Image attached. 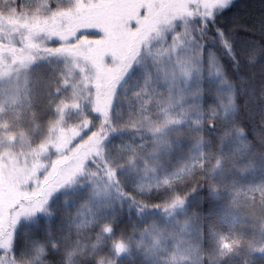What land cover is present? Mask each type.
I'll return each instance as SVG.
<instances>
[{"label":"trees","instance_id":"16d2710c","mask_svg":"<svg viewBox=\"0 0 264 264\" xmlns=\"http://www.w3.org/2000/svg\"><path fill=\"white\" fill-rule=\"evenodd\" d=\"M101 1L81 0L78 5L89 11V6L95 7ZM73 3L74 0H56L52 7L69 8ZM34 10H39L37 16L40 18L49 16L45 0L0 1V17L7 16L5 13L8 16L11 15L9 16L11 18L30 16ZM78 12L79 10L75 8L70 12L63 13L56 19L76 15ZM213 12L214 19L202 18L198 13L187 19L184 25L188 28V34L195 38L192 42L196 48L198 43H203L207 46V49H212L219 57L224 73L230 81L232 92L234 91L238 110L234 114L229 113L228 117L224 119L216 116L214 118L216 127H209L207 121L210 118V106H216L218 101L215 99L212 90H209V87L204 84L201 86L203 94L195 100V103L201 104L205 111L203 149L209 153L205 157L208 163L205 164L203 171L197 168L191 176L184 175L183 182H176V191L181 194L188 193L187 202L181 212L177 209L173 216L166 217L157 209H146L138 216L136 208H129L130 202L123 200L122 206L120 203L121 211H117L115 215L116 231L111 237L103 236L98 239L95 226L87 229L77 228L73 220L78 223L80 219L76 215L79 204L83 200L80 191L84 189L85 193L89 187L87 169L91 168L99 171L97 164H101L99 158L93 155L90 158H85V173L83 176L77 177V183L72 184L69 188L59 190L52 197L47 214L41 212L31 218L22 219V223L16 228L17 264H98L101 258L103 264H108V261L114 258L111 245L112 239L119 237L125 240L129 237L137 238L141 230L144 229V225H149L152 221L159 219L170 223V219L181 215L188 217L194 227L198 264H264V252L252 251L249 247V243L257 247L264 243L262 239L258 238L260 232L258 231L255 235L252 230L251 232L248 230L245 232L243 230L245 226L241 225L240 220L235 221V217L233 223L230 220L223 221L220 209L222 206L224 208L230 207V209L235 207L232 211L240 210L241 212L238 215L242 218L245 217L242 216L245 215L244 210L248 212L249 209L255 214V207H257L261 213L260 222L264 219V215H262L264 214V208L262 209L260 203V193L249 191L251 187H247L245 182L250 178L252 188L264 183V171L259 167L264 162V0H232L229 7L217 8ZM56 19H50L49 21L54 22ZM204 21H206V25ZM7 22L0 23V42L9 46H17L26 39L28 43L32 42L39 45V49L33 50L36 59L28 72L36 85L39 84L40 92L27 108L14 111L18 113L17 119L14 121V128L17 133H25L30 136L31 145L28 154H31L33 159L38 160L40 156L43 159L44 156L51 154V152H48V154L41 152L39 155H33L39 152L37 149H41L42 145H48L54 140L52 129L65 131L69 129L70 125H74L77 135L69 143H66L70 146L69 151L71 152L68 157L80 158L86 148L91 146L95 140V137H93L92 140L85 143L83 138L77 139L84 129L83 123L76 122L80 114L79 111L82 112L81 110H83V119L91 117L93 114L90 110V104L88 100L79 99V108L70 106L63 113H60L56 108V104L61 99L73 100L72 93L74 89L68 83L67 87H61L60 92L53 91L55 86L61 85L62 81L65 80L60 72L61 63L71 58L72 55L65 47H63L66 50L64 55H54L43 50L61 47L64 41L57 38V36L49 38L46 32L37 34L39 24L43 23L42 19L39 24L38 22L29 24L24 26V29L18 28L20 25L16 22ZM59 22L56 23L59 24ZM55 25V27H52L47 24V28L56 31L57 24ZM143 26L145 30L142 34L148 31L149 28L147 25L143 24ZM141 28L142 26H139L136 29L141 31ZM133 29H135V26ZM217 29L222 30L231 41L234 58L220 44ZM121 32L123 33V39H129V35L133 31L126 33L121 30ZM98 38L99 36L91 34L82 41L90 42ZM207 49L205 56L208 55ZM5 55L11 59L7 52H5ZM90 59L92 61V56L91 58L88 56L83 58V61H87L85 69L89 71L92 67L97 68L93 61V65L89 66ZM138 75L139 80H143L145 77V74L142 78ZM130 77L120 85L117 107L124 110V115L121 117L114 114L116 122H121L125 116L127 117L128 101L132 99V93L136 91L135 79H132L133 76ZM75 88L83 89L84 87L77 85ZM87 91L91 92L92 88L89 87ZM84 95L85 92L80 91L79 96L83 97ZM133 103H135L134 100ZM192 115L195 117L196 112L193 111ZM97 126L98 121H93L92 127L96 128ZM236 127L243 128L246 134L243 136L238 135L235 131ZM180 129L184 131L185 135L179 140L173 135L172 148L167 151L164 159H162L161 170L155 174L157 180L165 176H171L172 173L177 172L185 164L191 163L192 157L198 154L199 150L192 146L195 141L189 139V136H194L201 129L193 127L191 121L180 125ZM175 131L177 130L174 129ZM225 132H229L230 135L222 142L221 137ZM131 137L132 135L129 132L122 135L113 134L101 147L105 148L104 146L109 143L110 149L116 151V144L126 143ZM241 141L248 143V147H244ZM66 144H62V141H60L56 151L61 153V149ZM46 150L53 151V147L49 146ZM54 153L56 152L53 151V155ZM216 157H225L222 164L226 168L224 171L225 176L220 182L215 174L214 176L210 175L207 171ZM241 168L245 171L241 172ZM253 169L257 170L256 174L251 177L247 176V172ZM147 179L145 182L151 181L152 176ZM211 185H216L218 190L213 192ZM73 189L76 190L75 194H73ZM192 189H195V191H191ZM125 190L135 192L134 189L125 188ZM236 190H240L241 195L236 201V206H232ZM168 194L167 189L162 192L153 190L151 194L136 193L137 198H142L149 203L159 202ZM214 194L218 195L217 200L214 199ZM115 195L118 194L115 192ZM252 196H255L254 200L251 198ZM111 218L112 216L107 217L109 220ZM222 235L229 240L239 239L242 243L236 246L234 251L221 256L219 238ZM116 259L117 264H150L143 261L141 257L134 256V258H131L125 253H122Z\"/></svg>","mask_w":264,"mask_h":264},{"label":"snow or ice","instance_id":"6c2138e0","mask_svg":"<svg viewBox=\"0 0 264 264\" xmlns=\"http://www.w3.org/2000/svg\"><path fill=\"white\" fill-rule=\"evenodd\" d=\"M55 2L56 0H45L49 16L43 18L35 17L38 24L41 19L43 20V23L39 24L37 28V34L46 32L49 38L57 36V38L63 40L64 37L59 32L51 31L47 28L48 21L50 19H56L63 13L74 10L81 0H74L73 5L69 8L59 6L53 8L52 4ZM231 3L232 0H212L209 10L200 13V15L202 18L208 17L214 19L212 9H224L229 7ZM205 7H208V5H205ZM189 15H191L190 12ZM204 23L206 25V21ZM157 35H160L158 30ZM181 35V33L174 34L172 37L173 42L168 47L165 48L161 45L153 50L151 55L155 66V74L150 71L145 73L141 86L132 93V99L128 101L127 118L121 122L114 120V114L121 117L124 115V110L117 107L120 85L130 74L137 71L140 65V57L147 47V40L144 37H138L133 34L130 37L127 50L123 54L115 56L111 65H104L100 68L92 67L91 71L80 65H76L82 73L84 88L76 89L73 86L74 91L72 95L74 99L71 101L61 99L56 104V108L60 113H63L70 106L79 108V99L88 100L93 115L86 117L82 121L84 130L77 139L83 138V142L85 143L88 140H92L93 137H95V140L91 146L86 148L83 156L79 158V163L73 165L71 170L62 177L54 173L50 181H44L41 187L33 193L32 199L29 200V197L25 196L24 198L27 202L15 213L11 214L5 220L4 224L0 226V264H17L16 227L19 224L20 218L28 219L41 212L47 214V205L54 194L65 185L71 186L77 183V177L83 176L85 173V158H90L93 155L99 158L102 167L101 164H97L99 171L91 168L87 169L89 176L87 183L89 187L84 193V199L80 202L76 213L80 217L79 222L77 223L73 220L77 228L87 229L95 226L98 239H101L103 236L111 237L113 235L116 231V216L113 214L110 220L106 218L108 210L113 208V204L111 203L113 190L118 194L115 199L120 201L121 206L123 200H128L130 202L128 207H135L138 216L146 209H157L166 217H171L174 215L176 209L184 208L188 193L181 194L176 191L175 184L176 182H183V176H191L197 168L203 171L205 164L208 163L205 157L209 153L203 149L205 111L202 105L192 103L185 106V102L189 98L195 100L196 97L202 96L203 89L185 93L184 88L180 87V81L183 80L185 85H187V82L192 79L194 72L198 79H202L205 71H207L210 78L219 77L222 85L231 86V84L224 73L223 65L219 57L212 49H207L205 44L198 43L195 54L191 55L190 53L193 49L190 44H185L184 40L181 39ZM217 35L220 38L222 47L230 55H233L234 58L231 41L225 36L222 30L217 29ZM194 39V37L189 35L190 42L194 41ZM34 49H39V45L32 42L27 43L21 49H16L14 46L9 45H0V79L11 77L13 73L19 78L22 69L25 70L23 74L25 79H27L28 71L36 59L33 54ZM206 49L208 52L207 56H205ZM43 50L54 55L66 54L63 46ZM5 52L11 56V59L5 55ZM165 55L169 57L168 62H165L163 59ZM161 85H165L166 88L161 90ZM67 86L68 81L64 80L61 85L55 86L53 91L58 93L61 87ZM89 87L92 88L91 92L87 91ZM80 91L85 92L83 97L79 96ZM224 95L223 93H217L218 104L216 106H210V118L207 121L209 127H216L214 119L216 116L224 119L228 117L229 113L234 114L238 110L234 91L226 94V100L223 98ZM133 100L135 103H133ZM178 105L180 108L179 111H176ZM193 111L196 112L195 117L192 115ZM93 121H98L96 128L92 127ZM188 121H191L193 127H199L201 129L194 136H189V139L195 141L192 146L199 150L198 154L192 157L191 163L185 164L177 172L172 173L171 176H165L157 180L155 174L157 165L160 164V153L162 151L167 152L172 148L170 130H177L173 135L179 140L185 135L184 131L180 129V125L186 124ZM235 131L240 136L246 134L245 130L240 127H236ZM125 132L131 133L132 138L126 143L115 145L119 155L116 157L107 155L106 149L101 147V145L111 135H122ZM229 135V132H225L221 137V141L223 142ZM8 138L12 140L14 136H9ZM241 143L244 147H248V143L244 141H241ZM224 159L225 157H216L214 163L207 169L210 175H214L216 169L222 166ZM125 169L129 173L140 175L145 179H147L149 174H152V180L135 183L133 185L135 192L127 191L123 187L121 179V173ZM240 171L243 172L245 169L241 168ZM165 189L168 190L169 194L161 201L155 203H149L142 198H137L136 195V193L151 194L153 190L162 192ZM211 189L213 192L218 190L216 185H211ZM191 191H195V189ZM249 191L260 193V203L262 208H264V183L250 188ZM240 195L241 191L236 190L232 206H236V201ZM251 198L254 200L255 196ZM177 223L181 222L177 221ZM187 223L188 221L185 220L183 226L186 227ZM152 231L157 233V235L152 236L153 249L160 244L161 239L167 240L173 236L171 232L165 236V229L158 226L155 221L150 225H146L141 230V235L143 236L144 233H148L151 236ZM241 243L242 241L239 239L229 240L223 235L220 236V255H227L234 251L235 247ZM111 245L114 258L110 259L108 264H117L116 257L129 251V242L119 237L112 239ZM53 246L55 247V245ZM249 247L252 251L264 252V243L258 247L249 243ZM184 258L183 255L179 257L181 260ZM177 259V252L170 253L168 264H176ZM98 264H103L102 258L98 261Z\"/></svg>","mask_w":264,"mask_h":264},{"label":"rangeland","instance_id":"374dc122","mask_svg":"<svg viewBox=\"0 0 264 264\" xmlns=\"http://www.w3.org/2000/svg\"><path fill=\"white\" fill-rule=\"evenodd\" d=\"M98 3L100 4L95 7L89 6V11H86L78 5L76 9L79 10V12L76 15L65 16L63 19H56V22L63 20L59 22V24L55 21L48 22V25L52 27H55V24H57V28H55L56 31L64 37L62 40L64 41L63 47L68 49L69 54L72 55L71 58L61 63L60 72L63 78L65 80L67 79L72 87H76L77 85L84 87L82 83V73L80 68L76 65L86 68L87 61H83L85 56L90 58L92 56V61L97 65V68L104 65H111L115 56L123 54L127 50L130 37L135 34L147 40V47L140 57V65L137 71L128 76L129 78L133 76L132 79H135L137 84L135 88L137 90L143 82V80L137 78L138 73H141L138 75L141 78L143 74L149 71L155 74V66L151 53L161 45L165 48L168 47L173 42L172 37L174 34L181 33V39L184 40L186 45L190 44L193 49L190 54H195L196 47L192 41H189L188 28L184 24L185 21L193 17L194 14L208 11L212 4V0H102ZM205 5H208V7H205ZM215 9H212V11ZM189 12L192 16L189 15ZM38 14L39 10H34L30 16L11 18L9 17L11 15L8 16V14L5 13L7 16L3 15V17H0V23L3 24L7 21V23L16 22V24L20 25V27L17 26L18 28L24 29V26L37 22L35 17H39L37 16ZM143 24L149 27L148 31L144 32V34H142L145 30ZM134 26L135 29L132 30ZM139 26H142L141 31H137L136 29ZM121 30L126 33L133 32L129 35V39H123ZM157 30L160 33L159 36L157 35ZM91 34H95L99 36V38L90 42L82 41ZM27 43L25 39L21 44L12 46L16 49H21L24 48ZM0 45L7 44L0 42ZM163 59L165 62H168L169 57L165 55ZM92 61L90 59L89 66L93 65ZM24 71L23 69L21 70L19 78L13 73L11 77L0 79V109H2V111H0V226L4 224L5 220L9 218L11 214L15 213L27 202L24 198L25 196L29 197V200L32 199L33 193L41 187L44 181H50L54 173L62 177L71 170L73 165L80 162L78 157H68L71 152L69 151L70 146L66 143H69L77 135V131L75 132L74 130V125H70L69 129L65 131L59 129L56 131L55 128L52 129L54 140L48 145H42L41 149H37L39 152L33 154L39 155L41 152L48 154V152H51L50 155L44 156L43 159L40 156L38 160H35L32 158L31 154H28L30 151L31 138L28 134L17 133L14 128V121L17 119L18 113L14 111L27 108L32 100L38 96L40 91L38 88L39 84L36 85L30 77L29 72L27 79H25L23 74ZM203 84L209 87V90H212L216 100L217 93L225 94L223 98L226 100V94L232 92L231 86L222 85L219 77L210 78L207 71H205L202 79H198L194 72L192 79L187 82V85H185L183 80L180 81V87L184 88L185 93L201 89ZM160 87L161 90L166 88L165 85H161ZM198 97H196L195 100H197ZM195 100L189 98L185 102V106L195 103ZM179 108L180 106L178 105L176 111H179ZM81 111L83 112V110ZM82 112L79 111L81 115L79 114L76 122L82 123L84 120V114ZM125 118L127 117L125 116L124 119ZM172 132H174V129L170 130V135L173 137ZM9 136H14V139L10 140L8 138ZM60 141L67 146L61 149V153L56 151ZM171 142H173V139ZM49 146H52L53 151L56 152L54 155L53 151L46 150ZM104 147L107 155L110 157L119 155L117 150L112 151L110 149L109 143ZM75 149L77 148L75 147ZM166 153L167 152L163 151L160 153V164L157 165L156 173L161 170V161H163L162 159H164ZM259 167L264 171V162L260 164ZM225 170L226 168L223 165L216 169L214 174L218 177L219 182L223 180ZM256 172L257 170L253 169L247 172L246 175L251 177L256 174ZM149 176H152V174H149ZM121 179L123 187L129 189H134L133 185L135 183L148 180L140 175L129 173L127 169L121 173ZM249 179L245 181L246 186L252 188V180ZM71 186L65 185L60 188V190ZM73 190V194H75L76 190ZM80 193L81 199H84V189L80 191ZM112 197L111 203L113 204V208L108 210L107 217H111L113 214L116 215L117 211H121L120 201L115 199L116 195L114 191H112ZM217 197L218 195L214 194L215 200H217ZM49 205L50 202L47 207ZM222 207L220 209L223 221L230 220L233 223V218L235 217V221L240 220L241 225L245 226V229H243L245 232L247 230L251 232L252 230V233L255 235L259 231L260 235L258 238L260 240L262 239V242H264V219L260 222L261 213L258 211L259 208L255 207V214L249 209L247 210L248 212L244 210L243 212L245 215L242 216L245 217L241 218L240 215H238L241 212L240 210L232 211L235 207L234 209ZM178 211L181 212V209H178ZM22 219L24 218H20L17 227L22 223ZM170 220V223L164 222L162 219L155 220V222L158 226L165 229V236L171 232L173 233L172 237L167 240L161 239L160 244L153 249L152 236L157 235V233L152 231L151 236L148 233H144L142 236L140 233L137 238L129 237V239L126 240L129 242V251L125 254L131 258H134V256L141 257L143 261L150 264H168L169 254L177 252L178 259L176 264H198L196 255L197 249L195 247L197 246V242L194 236V227L190 219L181 215L180 217L177 216ZM185 220L188 221L186 227L183 226ZM177 221L181 223H177ZM145 226L146 225L143 227L145 228ZM180 255H183L185 258L182 260L179 259Z\"/></svg>","mask_w":264,"mask_h":264}]
</instances>
